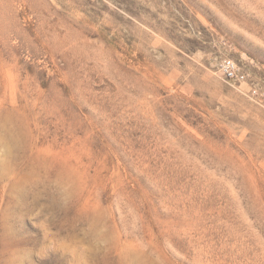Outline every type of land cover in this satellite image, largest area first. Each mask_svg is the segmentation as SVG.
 <instances>
[{"label": "rangeland", "instance_id": "rangeland-1", "mask_svg": "<svg viewBox=\"0 0 264 264\" xmlns=\"http://www.w3.org/2000/svg\"><path fill=\"white\" fill-rule=\"evenodd\" d=\"M223 55L264 74V0H0V264H264Z\"/></svg>", "mask_w": 264, "mask_h": 264}, {"label": "built area", "instance_id": "built-area-1", "mask_svg": "<svg viewBox=\"0 0 264 264\" xmlns=\"http://www.w3.org/2000/svg\"><path fill=\"white\" fill-rule=\"evenodd\" d=\"M217 72L226 82L246 86L247 95L254 101L264 102V74L257 69L247 68L241 65L230 55L219 56L217 59Z\"/></svg>", "mask_w": 264, "mask_h": 264}, {"label": "bare ground", "instance_id": "bare-ground-1", "mask_svg": "<svg viewBox=\"0 0 264 264\" xmlns=\"http://www.w3.org/2000/svg\"><path fill=\"white\" fill-rule=\"evenodd\" d=\"M72 175H73V174H72ZM77 178H78V177H77ZM74 185H75V184H74ZM28 210H31V209H28ZM96 212H97V211H96ZM96 212H95V213H96ZM95 213H94V214H92V217H93V218H96V217H97ZM90 217H91V216H90ZM77 219H78V218H75L74 220H76V221H77Z\"/></svg>", "mask_w": 264, "mask_h": 264}]
</instances>
